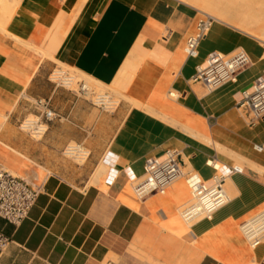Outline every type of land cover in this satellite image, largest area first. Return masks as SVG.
Listing matches in <instances>:
<instances>
[{"label": "crops", "instance_id": "crops-1", "mask_svg": "<svg viewBox=\"0 0 264 264\" xmlns=\"http://www.w3.org/2000/svg\"><path fill=\"white\" fill-rule=\"evenodd\" d=\"M79 2L18 0L0 26V165L39 184L34 202L18 223L0 217V230L9 237L0 263L251 264L254 247L238 224L264 206V172L249 165L232 172L236 194L209 217L186 226L177 211L187 200L186 193L179 196L175 191L183 180L164 194L138 197L133 192L132 181L142 173L146 158L179 146L182 139L192 140L200 147L188 150L186 144L182 153L201 177H209L213 169L205 163L207 157L221 156L228 162L232 157L144 107L132 106L108 120L89 98L52 82L48 72L60 60L109 83L138 43L157 69L143 102L264 167V116L250 125L236 106L239 89L264 70L261 42L231 24L212 20L196 57L186 56L182 47L195 29L197 13L186 2L83 0L70 19ZM61 15L58 30L63 37L54 58L42 56L33 46L47 41ZM238 47L250 62L237 73L236 81L199 95L189 82L195 64L213 50L226 53ZM170 88L178 92L174 99L162 96V90ZM38 98L55 115L47 121L44 136L35 140L19 130L17 122L34 110L33 100ZM116 119L118 125L108 138V123ZM69 140L83 141L91 150L80 169L60 154ZM101 156L110 164L104 188L89 182ZM262 250L257 261L263 259L264 246Z\"/></svg>", "mask_w": 264, "mask_h": 264}, {"label": "built area", "instance_id": "built-area-1", "mask_svg": "<svg viewBox=\"0 0 264 264\" xmlns=\"http://www.w3.org/2000/svg\"><path fill=\"white\" fill-rule=\"evenodd\" d=\"M212 20L211 15H205L196 21L194 31L186 36L182 47L186 56L197 55L199 42L206 36ZM249 62L250 58L242 48H236L229 53L213 50L195 64V70L190 78L199 82L204 90L211 91L227 81H236L237 73ZM80 89L85 91L81 86ZM91 102L105 111H113L116 107L109 93L100 99L92 98ZM35 103L39 109L32 115L31 125L24 116L19 122V127L31 136L40 138L47 129V121L55 113L45 100L38 98ZM236 106L250 125L264 116V70L248 86L239 89ZM255 147L261 149L262 145L255 144ZM61 153L80 163L79 159L83 158L84 161L90 150L82 142L75 141L67 142L61 148ZM215 160H218L215 156L205 160V163L213 169L210 181H207L195 177L191 170L185 169L176 147H167L161 155L156 154L146 158L143 164L144 175L134 182L132 190L138 197L154 192L164 194L173 183L183 180L186 182L188 199L191 202L179 214L181 219L185 221L187 218L200 215L202 218L209 217L214 210L231 199L224 187L225 177L232 172H242V168L233 164L228 170L223 166L218 169ZM38 192L39 184L28 181L0 165V217L18 223L27 214ZM238 228L250 247L258 245L264 238V206L242 219ZM8 242L9 237L0 230V253ZM256 264H264V257Z\"/></svg>", "mask_w": 264, "mask_h": 264}, {"label": "rangeland", "instance_id": "rangeland-1", "mask_svg": "<svg viewBox=\"0 0 264 264\" xmlns=\"http://www.w3.org/2000/svg\"><path fill=\"white\" fill-rule=\"evenodd\" d=\"M11 1L12 0H3V1L0 2V26H2L5 23V21L7 20L8 14H11L14 11L15 6L11 7L10 4H9V3H11ZM224 1H226V2L223 5L214 7V12L213 11H209V12L205 13V12L197 10L194 7L196 9V11H197L196 17H195V23H196V21L199 18H203V17H205V15H211L213 17V20H218V21H221V22H225V23L231 24L233 26H236V27H238V28H240L242 30L248 31L249 32L248 34H251L252 36L256 37L261 42L262 46L264 47V29L262 30V28L264 27V0H224ZM81 2H83V0H80L79 4L76 6V8L69 14V18L70 19H72L75 16V14L77 13V11L79 9V5H80ZM1 3L4 4L3 8L1 7ZM5 3H7L8 5L5 4ZM8 10H10V12H8ZM4 11L5 12L7 11V13H5V15L3 14V17H1L2 16L1 13L2 12L4 13ZM62 17H63V15H61L58 18V21L56 22V26L53 29L54 31L53 30L50 31L49 35L47 36V41L41 46H33V48L40 55L44 56L46 52H50L51 56H49V57L54 58L53 57V52L56 49V47H57L56 45L59 42L58 40H55V39L56 38L58 39V35L60 33L61 34L63 33L62 31L58 30L60 22L62 20ZM3 20H5V21H3ZM235 49L236 48H234L233 50H235ZM232 51H230V52H232ZM226 53H229V52H226ZM263 54H264V52H263ZM148 55H149V52L146 49L142 48L138 43H136L132 47V49L130 50L129 54L125 58L124 62L122 63L121 67L117 71V73L114 76V78L112 79V81L109 82V83H106V84L101 82V81H99V80H97V79H95V78H93V77H91V76H89V75H87V74H85V73H83V72H80L74 66H72L70 64H66L65 62L60 61V60H55L54 61V64H53L52 68L48 72V78L52 82L61 83V82L55 80L54 78L50 77L51 76L50 73L53 71V69L54 68H59V69L63 70L65 73H67L68 75H72V77H73V82H72V84L70 86H67L65 84L63 86L66 87V88H69V89H71V90H73V91H75V92H77L79 94L84 95L86 98H89L90 101L93 98L92 95H95L97 93H107V94L109 93V94H111L113 99L115 100V103H116V107L114 108L113 111L102 110L100 107H98L97 105L92 103L93 105L97 106L100 110H102L104 113H106V115L108 117V120H112L111 119L112 116L123 115L132 106H138V107H144V109H146L150 113L154 114L155 116L161 118L163 121H165L167 123H170L172 125H175L178 128H180L183 131H185L182 128V124L184 122H181L177 118L171 117V116L167 115L166 113L155 109L154 107L150 106L149 104H147V103H145V102H143L141 100V98L144 96V94H146L147 91L149 90L150 83L152 82V80L154 79V77H155V75L157 73L156 67L152 66V65H150L148 63V60H147ZM192 57H196V56H192ZM133 64H135V66H132ZM116 80H118V81H116ZM77 82H78V84H77ZM83 82L86 83V85L89 87L90 92L92 94H90V93L88 94V92H85V91L80 89V84L83 83ZM115 82H117V83L119 82L118 84L116 83L117 86L113 85ZM122 83H124V84L122 85ZM190 83L192 84V87L197 86L195 89L197 91L199 90L198 91L199 94H201V93H203L205 91L204 88L201 87L200 84L197 81H194V80L191 81V78H190ZM115 88H117V89H115ZM170 90L176 91L174 88H170ZM168 92H169V90L163 89L162 90V96L164 98H173L174 96L170 95ZM35 102H36V100L34 99L33 100V103L35 105L34 106V110H29L27 113H25L18 120L17 126H18L19 130H21L22 132L27 134L30 138L35 139V140H39V139H41L44 136L46 131L44 132V134L40 138H35V137L31 136L29 133H27L26 131L22 130L19 127V122L24 116H26V118H31L33 114L38 112L39 106ZM113 122L114 123H112V122L108 123V133H107L108 134V138H109V135L115 129V127L118 125L117 119L115 121H113ZM185 132L189 136L197 138L194 134H189L187 131H185ZM75 141H77V140H69L68 142L73 143ZM78 142H82L83 144L86 145V143L83 142V141H78ZM183 145H186V148L188 150L189 149H193L194 151H195L196 146L200 147V145L196 144L192 140H188V139L183 140L182 139L181 144L179 146H176V148L180 152L181 158H182V160L184 162L185 169L191 170V172L195 175V177L204 178L205 180H208V178H209L208 176L201 177L200 174L198 175V172L195 173L196 169L189 162L188 156L186 155L185 152L182 153ZM208 146H210V145H208ZM86 147L90 150L89 146L86 145ZM171 147H174V146H171ZM61 148H60L61 156H63L67 162L72 163V165L76 169L82 168L83 165L86 163V160L90 156V153H89L88 157L82 163H77L72 158H69V157L63 155L61 153ZM228 149L231 150L230 147H228ZM215 150H216V152H218V153H220V154H222L224 156H227L230 153L229 152L228 154H223V153H221L220 150H217V148ZM233 151H232V154L234 153ZM90 152H91V150H90ZM161 153L162 152H159L158 155H161ZM236 154L237 153L235 151L234 155L236 156ZM234 155H232V156L229 155V156L233 157ZM243 156H244V160L247 163V165H249L251 167L250 162L248 161V160L251 161V159L247 158V156H245V155H243ZM218 157L220 158V159L219 158H217V159H218V161L221 162V166H223L227 170L230 168L231 164H233V165L236 164V165H239L240 167H242L240 165V163L238 162V160H239L238 157H235V158H237L236 159L237 161L235 159H233L234 158L233 157L232 158L233 160L229 161V162L227 160L223 159V158L221 159V156H218ZM108 165H109V163L105 160V156H101V158L97 162L96 167L94 168V170L92 172V175H90L89 182L92 183V180H94L95 178L99 179V178H102L103 176H106L107 173H108V170L110 168L109 167L110 165L109 166ZM103 171H104V173H101ZM100 173H101V175H100ZM227 176H230V174H228ZM134 180L132 181V184L135 182ZM224 185H225V188H226L227 192L230 194V191L228 190L226 184H224ZM186 199H188L187 190H186L185 200ZM112 259L116 260V257L112 256ZM254 262L255 261H253L251 264H256V263L260 262V260L256 261V263H254Z\"/></svg>", "mask_w": 264, "mask_h": 264}, {"label": "bare ground", "instance_id": "bare-ground-1", "mask_svg": "<svg viewBox=\"0 0 264 264\" xmlns=\"http://www.w3.org/2000/svg\"><path fill=\"white\" fill-rule=\"evenodd\" d=\"M1 1H3V0H1ZM0 1V2H1ZM181 1H184V2H186L187 4H189V5H191L192 7H195L197 10H199V11H202V12H205V13H207V12H209V11H213L214 12V7L215 6H220V5H223L226 1H224V0H181ZM6 2V1H5ZM10 2V1H9ZM17 2H18V0H12L11 1V3H9L10 4V6L11 7H14V6H16V4H17ZM3 3V2H2ZM1 3V7L3 8V6H4V4H2ZM5 4H7V3H5ZM8 5V4H7ZM19 5V4H18ZM17 5V6H18ZM6 7V6H5ZM11 10V9H10ZM10 10H8V12H10ZM12 11V10H11ZM5 13H7V11L5 12L4 11V13L2 12L1 14H2V16L1 17H3V14L5 15ZM12 14V13H11ZM11 14H8V17H10L9 15H11ZM9 20V19H8ZM3 21H5V20H3ZM7 23V22H6ZM236 27V26H235ZM238 28V27H237ZM240 29V28H239ZM264 29V27L262 28V30ZM54 31V30H53ZM241 31H244V32H246V33H249L248 31H246V30H242L241 29ZM63 32V31H62ZM65 33V32H64ZM49 35V34H48ZM141 35V34H140ZM63 37V34L61 35V33L58 35V39L56 38L55 40H60V37ZM238 36V35H237ZM51 38V37H50ZM52 39V38H51ZM61 41V40H60ZM54 45V44H53ZM59 45V44H58ZM57 46V45H56ZM44 56H51V53L50 52H46L45 53V55ZM63 63V62H62ZM67 64V63H66ZM70 66V65H69ZM132 66H135V64H133ZM131 66V67H132ZM73 68V67H72ZM121 75V74H120ZM51 77L52 78H54L55 80H57V81H59V82H61V83H63V84H65V85H67V86H70L71 84H72V82H73V77H72V75H68L67 73H65L63 70H61V69H59V68H54L53 69V71H52V74H51ZM120 80V79H119ZM188 80V79H187ZM116 81H118V80H116ZM124 81V80H123ZM192 81V80H191ZM120 82V81H119ZM118 82V83H119ZM126 82V81H125ZM124 82V83H125ZM190 82V81H189ZM116 83L117 82H115L113 85H116ZM117 83V84H118ZM124 83H122V85L124 84ZM77 84H78V82H77ZM106 84V83H105ZM192 85V84H191ZM196 85V84H195ZM199 85V84H198ZM80 86L82 87V88H84L85 89V91L86 92H88V94L90 93V94H92L91 92H90V89H89V87L86 85V83L85 82H83V83H81L80 84ZM117 86V85H116ZM119 86V85H118ZM132 86V85H131ZM194 86V85H193ZM129 87V86H128ZM191 87V86H190ZM197 86H195L194 87V89L196 88ZM115 89H117V88H115ZM192 89V88H191ZM200 89V88H199ZM199 91V90H198ZM205 92H206V90H205ZM169 93V92H168ZM170 95H173L175 98H176V96L178 95V92H176V91H172L171 90V92L169 93ZM198 94V93H197ZM204 94V93H203ZM107 95V93H97V94H95V95H92L93 96V99L95 100V99H100L101 97H105ZM200 95V94H199ZM202 95V94H201ZM173 97V98H174ZM200 97V96H199ZM113 103H115V100L113 99ZM244 117V116H243ZM33 117H31V118H26V121H28V122H30L29 123V125H31V119H32ZM182 128L185 130V131H187L189 134H194L199 140H201L204 144H206L207 146L208 145H210L211 147H213V149L215 148H217V150H220L221 151V153H223V154H228L229 152V155H234V153H235V151H233L232 149V151L234 152L233 154H232V151L230 150V149H228V147L226 146V145H224V144H222L221 142H219V141H217V140H214V138H211L210 136H208L207 134H204V133H202L200 130H199V128L197 129L194 125H189V124H187V123H183L182 124ZM38 136H40V135H38ZM207 141H205V140ZM237 154H236V156L235 157H238L239 158V160H238V162L240 163V165L242 166V167H240L239 165H236V164H234V165H236V166H238V167H240V168H242V171H243V169H244V167H245V165H247V163L245 162V160H244V156L242 155V154H240V153H238V152H236ZM233 156V157H234ZM232 157V158H233ZM233 158V159H237V158ZM246 158V157H245ZM248 158V157H247ZM206 159H210V156L209 157H207ZM205 159V160H206ZM251 159V161L250 160H248L249 162H250V165H251V168H254V169H256V170H258V171H261V172H264V167H262L258 162H256V161H254V160H252V158H250ZM234 160V161H235ZM79 161H80V163H82L83 162V158H80L79 159ZM237 161V160H236ZM214 163H216V165L218 166V169H220V167H221V162L220 161H218V160H215L214 161ZM237 163V162H236ZM110 165V164H109ZM108 165V166H109ZM110 167V166H109ZM108 170V169H107ZM106 171V170H105ZM113 172V171H112ZM196 172H198L197 170L195 171V173ZM101 173H104V171L103 172H101ZM101 173H100V175H101ZM106 175V174H105ZM144 175V173H143V171H142V173L138 176V177H136L135 178V182H136V180H138V179H140L142 176ZM198 175H199V172H198ZM107 175L106 176H103L102 178H99V179H97V178H95L94 180H92V183H93V185L94 184H99V185H101V186H103L102 188H104V184L106 183V181H107ZM125 178V177H124ZM110 179V178H109ZM228 179V180H227ZM112 180V179H111ZM207 181H210V176H209V178H208V180ZM117 183H119V182H117ZM134 184V183H133ZM132 184V185H133ZM224 184H226V186H227V188H228V190L230 191V194L227 192V190H226V192L228 193V195L230 196V198H232V196H234L235 194H236V187H235V183H234V181H233V179L230 177V176H226L225 177V182H224ZM118 185V184H117ZM96 186V185H95ZM106 186V185H105ZM124 186V185H123ZM224 187H225V185H224ZM226 189V188H225ZM186 190H187V185H186V182H183L181 185H177V187H176V194H178L179 196L180 195H182V194H185L186 193ZM108 192V191H107ZM115 198V197H114ZM142 199V198H141ZM191 201H189V199H187L183 204H181L180 206H177V211H178V213L180 214V213H182V209L188 204V203H190ZM123 203V202H122ZM202 218V216L200 215V216H196V217H193V218H187V219H185V221H183L184 222V224L186 225V226H190L191 224H193L194 222H196V221H198V220H200ZM196 226V225H195ZM258 246V247H257ZM264 246V238L262 239V241L258 244V245H256V246H254V251H255V257H254V263H256V261H257V259H256V257H258L259 255H261L262 254V252H263V250H262V247ZM251 248V247H250ZM251 260V259H250Z\"/></svg>", "mask_w": 264, "mask_h": 264}]
</instances>
